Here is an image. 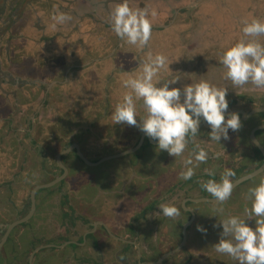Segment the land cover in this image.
Returning <instances> with one entry per match:
<instances>
[{
    "label": "rangeland",
    "instance_id": "obj_1",
    "mask_svg": "<svg viewBox=\"0 0 264 264\" xmlns=\"http://www.w3.org/2000/svg\"><path fill=\"white\" fill-rule=\"evenodd\" d=\"M122 2L123 0H32L26 6L22 18L11 28L4 29L5 35L0 40V122L5 118L6 122L0 126V160L9 161L10 164L14 160H22L25 154L22 152L23 147L27 146L29 149L32 146L22 129L30 128V120L33 118L35 127L42 129L40 132L36 130L33 138L36 145L44 144L50 151V164L46 163L49 167L54 165L61 149L54 146L56 152L52 151V144L46 140L54 130L86 139L85 153L91 161L135 146L143 132L138 127L114 124L112 113L128 91L123 87V80L130 75L139 74L141 62L147 59L149 52L153 55L164 54L169 58V71L161 73L157 86H162L164 82L177 76L180 78L179 82L171 87L183 88L200 80H207L215 86L228 88V110L242 108L248 112L258 106L264 107V89H257L251 84L234 88L231 81L224 79L226 69L219 63L223 52L229 47L241 39H253L244 37L242 28L245 21L257 19L264 22V0H128L133 9L148 6L150 11L155 9L157 12L156 17H150L152 26L157 27H152V37L145 49L129 45L116 34L113 35L111 12ZM58 12L71 16V20L53 28L54 21L51 17ZM82 16L86 19H80ZM10 34L13 37L8 42ZM71 35L74 40H69ZM89 37L92 39L89 40ZM255 39L264 44V36ZM45 97L47 100L42 104ZM38 107L41 110L36 114ZM136 108L139 121L140 117L146 115L142 101H136ZM10 121L13 122V128L21 129L11 130ZM262 123L264 122L260 121L259 115L241 121V129L237 132L230 130V139H221L220 144L210 141L208 134L211 129L201 126L195 143L189 141L182 157L175 158L166 151L159 150L158 145H151L153 143L147 137L149 144L142 146L137 152L96 166L83 163L73 154L68 155L67 160L71 176L83 179L77 184L76 191L87 193L85 187L89 182L93 187H90L91 197L101 196L103 199L105 194L100 192V181L106 175L117 176L121 184L129 185L134 182L133 185H138L140 198L130 187L126 194L121 195V201L118 199V210L120 207L124 209L122 215L125 219L120 220V223L126 224L133 211L140 210L148 201V177L155 175V191L159 194L156 197L162 196L164 199L162 193L182 181L180 173L185 170L183 162L189 156L194 159L196 144L209 154L207 163H201L195 168V173H203L200 178L196 175L200 182L208 179L219 182L226 168L236 173L231 178L232 181L257 168L260 159L254 156L248 135L252 126ZM69 125L74 126L71 128ZM260 136L264 145V133ZM217 152L221 153L218 159L215 158ZM28 154L27 159L31 160L33 156L34 165L36 161L41 163L42 154L38 153L37 148ZM206 168L214 170L215 175H206ZM45 177L49 175L44 173V179ZM193 177L195 180V176ZM261 179H264V172L241 183L222 205L211 202L188 204L196 211V218L189 227L186 244L163 264H238L231 257L215 251L213 246L219 242L223 229L222 226L213 225L229 216L246 219L244 208L251 207L248 190L256 187ZM29 190L30 186L27 191ZM186 196H196L194 188L187 186L179 195L168 199V203L179 208ZM207 196L212 197L209 193ZM221 207L224 209L223 213H217L215 209ZM54 211L56 219L57 210ZM5 217L14 219L18 216ZM164 217H161L162 220L165 219L163 225L160 221L154 223L156 233L153 226H142V230H145V233L142 232L143 236L146 235V239L153 243L145 247L149 261L158 259L180 244L183 224L189 219L187 213H182L175 219ZM1 218L4 216H0ZM246 222L255 228L254 218ZM197 225L203 226L207 230L206 234L198 231ZM96 235L102 242L108 239L102 231ZM1 237L0 232V239ZM7 247V253L10 254L11 246ZM100 250L104 252L105 264L136 263L127 261L135 254H132L133 251L128 252L129 255L125 252L119 258L117 252L120 247L115 242L106 241ZM54 252L60 264L61 259L74 252V248L67 247ZM76 255L84 254L78 252ZM87 255L95 260L98 253L92 247Z\"/></svg>",
    "mask_w": 264,
    "mask_h": 264
},
{
    "label": "clouds",
    "instance_id": "obj_2",
    "mask_svg": "<svg viewBox=\"0 0 264 264\" xmlns=\"http://www.w3.org/2000/svg\"><path fill=\"white\" fill-rule=\"evenodd\" d=\"M156 15L155 9L150 11L148 6L133 9L128 0H123L111 12L112 30L121 41L145 49L152 37L150 17ZM51 19L55 28L70 21L71 16L58 12ZM242 32L244 37L253 39H241L223 52L219 63L226 69L224 79L231 81L234 88L251 84L257 89H264V44L255 39L264 36V22L257 19L245 21ZM168 71L169 58L149 52L147 59L141 62L139 74L130 75L122 82L128 91L112 113L114 124L138 127L147 137L158 142L159 150L175 158L183 156L190 140L195 143L202 121L211 128L208 134L210 141L219 144L221 139H230V130L237 132L241 129L239 113H229L227 118L225 115L229 108L226 99L228 88L215 86L207 80L183 88L171 87L179 82L178 76L157 86L161 73ZM136 101H142L146 112L139 121ZM195 149L194 159L189 156L183 162L182 180H190L195 175V168L208 161L209 154L204 148L196 144ZM220 156L221 153H215V158ZM204 172L210 177L215 175L212 169L206 168ZM235 175L234 170L226 168L219 182L208 179L201 183V187L214 198L215 203L222 205L232 195L234 184L231 178ZM248 198L251 207L244 208L246 219L229 216L213 225L223 229L219 242L213 247L217 253L231 257L238 264H264V179L256 187L249 188ZM160 210L171 219L180 215V210L172 205L161 204ZM215 211L222 214L224 209L221 207ZM253 218L255 228L246 222ZM197 230L207 232L201 225H197Z\"/></svg>",
    "mask_w": 264,
    "mask_h": 264
},
{
    "label": "flooded vegetation",
    "instance_id": "obj_3",
    "mask_svg": "<svg viewBox=\"0 0 264 264\" xmlns=\"http://www.w3.org/2000/svg\"><path fill=\"white\" fill-rule=\"evenodd\" d=\"M62 82H65V80ZM45 100H47V97L42 100V104L45 103ZM39 108L40 107L36 109V114L41 110V108ZM259 119L260 121L264 122V117L259 116ZM3 120L4 121L0 122V126L6 122V118ZM201 126H203V121L201 123ZM9 127L14 131L21 129L20 127L13 128V122L11 121L9 122ZM205 127L207 128V126ZM253 128L254 127L252 126L251 130ZM208 129L211 128L209 127ZM22 130H24V132L27 134L32 144L29 149L27 146L23 147L22 152H24L25 154L22 160H14L12 164H10L9 161L4 162L0 160V216H4V218L0 219V232L2 233V237L4 232L3 229L6 224L24 217L32 209L31 194L33 188L37 185L50 182L63 173V170L57 164V161H55L54 165H52L51 167L46 165V163L50 164L48 163L50 162V151L46 146H44V144H35L33 134L36 130L40 132L42 131V129L40 127H35L34 118L30 120V128H23ZM61 135L65 136L63 139L64 142L59 139V134H57L55 130L51 132L50 137L46 138V140H48L54 148L52 149V151H56V148L54 146L61 148L58 151L59 153L67 146L76 143L80 145L81 150L86 156V143L82 145L78 140H75L80 138L79 135H75V137L69 135L68 133H61ZM248 136L250 139V133ZM258 138L260 141L262 140L261 136ZM36 148L38 153L42 154V161L41 163H37L36 161V165H34L33 156L31 157V160L27 159V156L32 149L35 150ZM251 149H253L254 156H258L252 145ZM250 152L249 155H251ZM70 154L78 156L76 150H72L63 156L65 157L63 163L69 169L67 176L55 186L51 188L40 189L36 192V208L34 214L32 218H30L27 222L18 225L11 232L8 240L3 246L5 252L8 251L7 246H11L10 254H8V257L3 256L2 249L0 264H14L13 262L16 261L15 257L20 253V256L18 258H21L22 254H26L27 250L30 248H32V251L25 258L23 264H59L60 261L57 255H54V251H58L67 247L74 248V252L61 259L60 264H105L103 260L104 252L100 250V248L104 247V243L106 241L115 242V244L120 247V250L117 252V256H119V258H122V256L125 254L123 253L124 248L130 247V250H128V252L133 251L132 254H135L131 255L130 257L128 256L129 260L127 261L132 260V262L136 261L139 264V257L141 258L142 262L157 261L162 256L152 261H149L146 256L145 247L153 243L146 239V235L143 236L144 234H142V232L145 233V230H142V226H153L154 233H156L154 223L160 221L161 225H163V223L165 222V219H161V217L164 215L160 210V205H170V203H168V199L171 200L172 197L179 195V192H182V189L186 190L187 186L194 188L196 196H186L185 198H198L207 196L208 194L201 187L202 181L200 182V180H197L196 175L198 174V172H196L194 175L195 180L194 177L190 179V182L188 180H182L176 183L174 186H170L169 189L164 191L165 193H162L165 199L164 200L162 199V196L156 197L159 194H157L155 191V175L152 174L148 177L149 181L147 182V203L143 204L140 210H136V212L133 211L134 213L131 215L130 219H128V221L126 220V224H121L120 220L125 221L122 215L124 209L120 207L118 210V199L121 201V195L126 194V190L130 189V187L132 190L138 193V198H140L138 185H133L134 182H130L129 185H125V183L121 184L118 179L105 178L100 181V192L105 194L103 199L101 198V196H90L91 186L89 185V182L85 187L86 190L88 189L87 191L89 193L83 191L77 192V184L81 183L83 179L78 177L73 178L71 176L72 171L67 160V155ZM78 159L80 158L78 157ZM44 173L49 175V177H45L44 179ZM201 174H198L199 178ZM29 186L30 190L27 191ZM110 194H112V197H110ZM143 197L144 196H142V198ZM138 198L137 200H139ZM190 203L193 202H188V204ZM188 207L190 206L188 205ZM178 209L180 210V215L182 213H187L189 215V218L191 217V213L189 211H185L182 208V203ZM54 210H57L58 214L56 219L53 215L54 212H56ZM125 212H127V210H125ZM10 215H16L18 217L14 219L11 217H5ZM95 224H97L96 227ZM109 230L114 236L110 234ZM99 231H102V233H105V236L108 237V239L106 238L107 240H104L105 242H102L98 239L96 234H99ZM67 242L70 243L64 245L63 247H60ZM92 247L95 248L98 253L95 260L87 255L90 253V249ZM36 249L37 251L34 253L31 260V254ZM77 249L80 250L76 251ZM78 252H82L84 255H76V253ZM128 252H126V254H128ZM40 253H43V255H40ZM76 257H80L81 259L84 257H88L89 259L81 260L76 259ZM6 260L8 261L5 263ZM164 262L165 261H163L161 264H163Z\"/></svg>",
    "mask_w": 264,
    "mask_h": 264
},
{
    "label": "water",
    "instance_id": "obj_4",
    "mask_svg": "<svg viewBox=\"0 0 264 264\" xmlns=\"http://www.w3.org/2000/svg\"><path fill=\"white\" fill-rule=\"evenodd\" d=\"M192 5H194V3ZM233 112L239 113L243 117L244 120H247V119H249L250 117H252V116H254L256 114L264 113V107H257V108H254V109L248 111V112L245 111L242 108H233V109L228 110V112L225 115L227 116L229 113H233ZM204 125L209 127L206 123H204ZM260 130H264V124L257 125L251 130V132H250V140H251L252 144L255 145L259 149V151L261 152V154L263 156V159H264V145L261 143V141L259 140V138L257 136V132L260 131ZM146 137H147L146 134L142 133L138 143L135 146L131 147L128 150H124V151H121V152H118V153H115V154L107 155V156H105L102 159H99L97 161H91L89 158H87L85 156V154L83 153V151L81 150L80 145H78L76 143L71 144V145L67 146L65 149L61 150L57 154L56 161H57V164L60 166V168L63 170L62 175H60L59 177L55 178L54 180H52L50 182H47V183H44V184H40V185H37L36 187H34L33 190H32V194H31L32 209L29 211V213L27 215H25L24 217L16 219L13 222L8 223V224H6L4 226L3 237H2V239L0 241V259H1V256H2L3 246L5 245L6 241L8 240L11 232L18 225L23 224V223L27 222L30 218H32V216L34 214V211H35V208H36V204H35L36 192L38 190H40V189H46V188H51V187L55 186L56 184L61 182L67 176L69 169L63 163V156L65 154L69 153L72 150H76V153H77L78 157L84 163L94 166V165H98V164L102 163L103 161H107V160H110V159H113V158H118V157H121V156L129 155V154L137 152L143 146ZM150 140H151V143H153V144L158 143V142L152 140L151 138H150ZM263 172H264V161H263V163L260 166H258L254 170H252V171H250V172L238 177L237 179L233 180L232 182L234 184V188L237 187L238 185H240L241 183H243V182H245V181H247V180H249L251 178H254V177L260 175ZM188 202H193V203L211 202V203H215L214 198L210 197V196H202V197H198V198H189V197L185 198L183 200V202H182V208L185 211H189L191 213V217L183 225L182 240H181L180 244L176 248H174V249L168 251L167 253H165L164 255H162L161 258H159L157 261H154V262H142L141 258L139 257V259H140L139 264H161L168 257L176 254L177 252H179L185 246L186 241H187V237H188L189 226L194 222L195 217H196V213H195L194 209L188 207V205H187ZM96 226H97V224H95V227ZM109 232H110V230H109ZM110 234L113 235L111 232H110ZM119 239H121V238H119ZM121 240H123V239H121ZM68 243H70V242H67V243L63 244L60 247H63L64 245H66ZM36 251H37V249L35 251H33V253L31 254V260H32L33 255H34V253Z\"/></svg>",
    "mask_w": 264,
    "mask_h": 264
},
{
    "label": "trees",
    "instance_id": "obj_5",
    "mask_svg": "<svg viewBox=\"0 0 264 264\" xmlns=\"http://www.w3.org/2000/svg\"><path fill=\"white\" fill-rule=\"evenodd\" d=\"M32 2V0H0V22H1V28H0V40L4 37V33L5 32H3L4 31V29H9V28H11V26L12 25H14V23H16L19 19H21L22 18V16H23V14H24V10H25V8H26V6L27 5H29L30 3ZM5 15V16H4ZM4 16V17H3ZM4 18V19H3ZM5 26H8V27H5ZM12 34H10V39L8 40V42L9 41H11V39H12ZM241 116V115H240ZM259 116H262V117H264V113H259ZM241 118V117H240ZM241 121H244L243 119H241ZM76 124V123H75ZM71 128H73V126H71V125H69ZM76 126H78V125H76ZM204 126V125H203ZM205 127V126H204ZM261 133H264V130H260V131H258L257 132V134H258V137L261 135ZM57 134H59V139L62 141V142H64L63 141V139H64V137L65 136H62L61 135V133H57ZM248 139H249V137H248ZM85 140L86 139H82V137H80L79 138V143L80 144H84L85 143ZM249 141H250V139H249ZM251 143V142H250ZM148 145L149 143H147V140H146V142H145V144H144V146L145 145ZM251 145L253 146V148L255 149V151L257 152V154H258V157H259V159H260V163H259V165L258 166H260L262 163H263V161H264V159H263V156H262V154H261V152L259 151V149L255 146V145H253L252 143H251ZM68 156V155H67ZM78 157V156H77ZM63 160H65V157H63ZM257 166V167H258ZM181 236V235H180ZM128 250H130V247H125L124 248V251H123V253H125V252H128ZM31 251H32V248H30V249H28L27 250V253L25 254V253H23L22 254V259L21 258H18L19 256H20V253L15 257V260L16 261H14L13 262V260H12V262L14 263V264H23L24 263V260H25V258L31 253ZM3 256H6V257H8V253L7 252H5V249H3ZM135 264H137V262L135 263Z\"/></svg>",
    "mask_w": 264,
    "mask_h": 264
},
{
    "label": "crops",
    "instance_id": "obj_6",
    "mask_svg": "<svg viewBox=\"0 0 264 264\" xmlns=\"http://www.w3.org/2000/svg\"><path fill=\"white\" fill-rule=\"evenodd\" d=\"M84 6V5H83ZM82 18H84L83 16L80 18V19H82ZM84 19H86V18H84ZM83 19V20H84ZM153 27H157V25H155V26H153ZM115 33H113V35H114ZM92 38L91 37H89V40H91ZM69 40H74V37L71 35V38L69 39ZM84 66V65H83ZM207 128H209V127H207ZM146 140H147V137L145 138ZM75 140H79V138L78 139H75ZM145 144V143H144ZM155 144H158V143H155ZM155 144H151V145H155ZM56 152V151H55ZM86 164V163H85ZM88 165V164H87ZM94 166H96V165H94ZM105 178H107V179H118V177L117 176H110V175H106V177H103V179H105ZM93 187H91V189H92ZM88 190V189H87ZM92 193V192H91ZM188 204V203H187Z\"/></svg>",
    "mask_w": 264,
    "mask_h": 264
}]
</instances>
